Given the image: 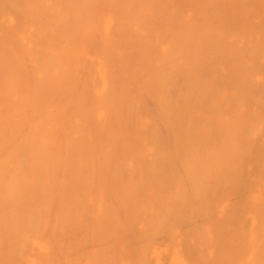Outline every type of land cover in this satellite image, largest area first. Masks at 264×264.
Masks as SVG:
<instances>
[{
	"label": "bare ground",
	"instance_id": "6f19581e",
	"mask_svg": "<svg viewBox=\"0 0 264 264\" xmlns=\"http://www.w3.org/2000/svg\"><path fill=\"white\" fill-rule=\"evenodd\" d=\"M0 264H264V0H0Z\"/></svg>",
	"mask_w": 264,
	"mask_h": 264
}]
</instances>
